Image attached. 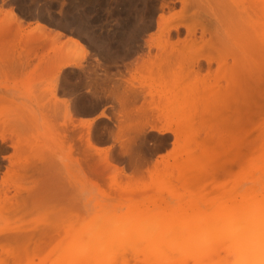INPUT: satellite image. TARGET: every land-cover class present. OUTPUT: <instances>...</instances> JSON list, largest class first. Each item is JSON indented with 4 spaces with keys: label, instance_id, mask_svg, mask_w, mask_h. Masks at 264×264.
<instances>
[{
    "label": "rangeland",
    "instance_id": "obj_1",
    "mask_svg": "<svg viewBox=\"0 0 264 264\" xmlns=\"http://www.w3.org/2000/svg\"><path fill=\"white\" fill-rule=\"evenodd\" d=\"M261 167L264 0H0V264H58L73 243L85 262L84 233L130 219L144 239L110 264L224 263L225 240L204 241L216 206L264 194Z\"/></svg>",
    "mask_w": 264,
    "mask_h": 264
},
{
    "label": "bare ground",
    "instance_id": "obj_2",
    "mask_svg": "<svg viewBox=\"0 0 264 264\" xmlns=\"http://www.w3.org/2000/svg\"><path fill=\"white\" fill-rule=\"evenodd\" d=\"M163 18L162 17H159V19H158V21L156 22V30H161V28L163 27ZM166 31V33H167V31L168 30H164L163 29V33ZM162 33V32H161ZM162 33V34H163ZM189 36V35H188ZM161 38H162V36H160ZM161 38H159L160 40V42H162L163 40L161 39ZM162 40V41H161ZM167 40V39H166ZM73 40H71V42H72ZM168 41V40H167ZM167 41H165L164 40V42L162 43V45L160 46V42L158 43L159 45L158 46H160V47H157L156 46V48L158 49V48H160V49H164L163 47H164V44H166V42ZM70 42V41H69ZM70 42V43H71ZM75 43V42H74ZM72 45H73V43H71ZM169 44V43H168ZM81 45H79L78 47H80ZM163 46V47H162ZM167 46V45H166ZM169 46H170V44H169ZM80 49H81V47H80ZM82 50V49H81ZM83 51V50H82ZM85 55H86V53L85 52H83V56H82V59L85 57ZM79 61H77V60H73V61H69V60H67V61H65V62H63V64H62V66L60 67V70L61 69H64V68H67V67H70V66H78L79 65ZM238 79H239V77H238ZM77 106V105H76ZM94 106V105H93ZM93 110H95V107H91L90 108V110H88V111H84L85 113H91V112H93ZM186 135V134H185ZM2 140V139H1ZM213 143V142H212ZM189 148V147H188ZM188 148H185V149H188ZM187 151V150H186ZM193 151V150H192ZM194 151H195V149H194ZM192 152H190V154H191ZM195 153V152H194ZM189 154V153H188ZM190 154H189V156H190ZM197 154V153H196ZM192 155H193V153H192ZM191 155V156H192ZM185 156V155H184ZM190 156V157H191ZM259 157V156H258ZM181 158V157H180ZM188 158H186L185 157V162H187L186 160H187ZM259 159H260V157H259ZM259 159H257V160H259ZM180 160V159H179ZM178 161V160H177ZM176 161V162H177ZM182 161V160H181ZM175 162V160L173 161V163L175 164L176 163ZM183 162V161H182ZM262 163V162H261ZM260 163V164H261ZM177 164V163H176ZM183 164H184V162H183ZM188 164V163H187ZM192 165H194V166H196L197 165V163L195 162V161H193V163H189L188 165H187V167L188 168H190L189 166H191V168H192ZM170 167V166H169ZM169 167H167L166 169H170ZM184 167H185V165L183 166V169H184ZM173 168V167H172ZM205 168H206V166H205ZM262 168V167H261ZM264 168V167H263ZM262 168V169H263ZM186 169V168H185ZM194 169H197V168H192L191 170H189L188 169V172L190 171H192L193 170V172L195 171ZM203 169V168H202ZM172 171V170H171ZM175 171V170H174ZM186 171V170H185ZM208 171H209V169H208ZM259 171V170H258ZM187 172V173H188ZM190 172H189V174H190ZM196 172V171H195ZM199 172V171H198ZM264 172V171H263ZM171 173V172H170ZM165 174L167 175L168 173H167V171L165 172ZM177 174V173H176ZM189 174H187V175H189ZM264 174V173H263ZM171 175V174H170ZM169 175V177H171ZM174 175V174H173ZM256 175V174H255ZM164 177V176H163ZM165 177H167L165 180L166 181H168V175L167 176H165ZM175 176H172V178H174ZM189 177V176H188ZM158 178V177H157ZM192 178H193V175H192ZM191 178V179H192ZM194 178H196V177H194ZM163 179V178H162ZM170 179V178H169ZM245 179V178H244ZM254 179H255V177H254ZM263 179V178H262ZM164 180V179H163ZM165 181V182H166ZM180 182H181V180H180ZM250 182H251V180H250ZM174 183V182H173ZM167 184V183H166ZM168 184H172V182L170 181H168ZM241 184V183H240ZM243 184V183H242ZM257 184V183H256ZM251 185V184H250ZM1 186H4V183H1L0 184V187ZM174 186V185H173ZM245 187V186H244ZM237 188V187H236ZM235 188V189H236ZM248 188V187H247ZM246 188V189H247ZM250 188V187H249ZM0 189H2V188H0ZM242 189V188H241ZM4 189H2V191H3ZM238 189H236V191H237ZM244 190V189H243ZM235 191V190H234ZM233 190H232V192L231 193H233L234 192ZM247 191V190H246ZM245 191V193H244V195H242L241 194V201L240 200H237L236 202H234V200L233 199H231V204L230 205H232V208H231V210H230V212L229 213H226L225 214V212H226V206H225V211L223 210L224 209V207H223V205H224V202L223 203H219V204H221V206L218 204L216 207L217 208H219V209H217V210H221L220 208H223L221 211L222 212H224L223 213V215L221 216L220 215V222L219 221H216V222H218L219 224H220V227H219V224L217 225L216 224V226H218V228H220V229H216V231H214V232H216V233H213V231H212V235H210V236H208V238H209V240L207 239V240H204V238L202 239V240H204V241H208V245L210 244L209 243V241H211V240H213L214 238H218V239H221V240H225L224 242H226L225 244H227V245H229V246H227V245H225L226 247H227V249H228V251H227V249H226V255L228 256L227 257V260L225 259L223 262L224 263H218V264H264V194H262L261 196H257L256 194H255V192H250V190H249V192L247 191L246 192ZM1 192V191H0ZM243 193V192H242ZM261 193H262V191H261ZM263 193H264V189H263ZM240 194V193H239ZM234 195V194H233ZM190 196V195H189ZM195 197V196H194ZM208 196H206L205 198H207ZM233 197V196H232ZM234 197H235V195H234ZM187 198H188V196H187ZM205 198H204V200H205ZM217 199H218V197H216ZM193 199V198H192ZM220 199V198H219ZM218 199V200H219ZM181 200H183L182 198H180V201ZM185 200V199H184ZM183 200V201H184ZM203 200V201H204ZM215 200V199H214ZM213 200V201H214ZM233 200V201H232ZM183 201L181 202V203H183ZM222 202V201H221ZM234 202V203H233ZM184 204V203H183ZM209 205V204H208ZM205 206V207H209V206ZM230 205H228L227 206V208L229 209L230 208ZM218 206H220V207H218ZM215 208V207H214ZM184 209V208H183ZM201 209V208H200ZM211 209H212V207H211ZM182 211V210H181ZM213 211V209L211 210V212ZM148 213V212H147ZM221 213V212H220ZM213 215H214V212L212 213ZM222 214V213H221ZM183 215V214H182ZM185 215V214H184ZM168 216V215H167ZM210 216V215H209ZM169 217V216H168ZM168 217H167V219H168ZM179 218H180V216H179ZM207 219L209 218V217H206ZM126 219H128V218H126ZM151 220H154V219H152V217L150 218ZM210 219H212V218H210ZM216 219V218H215ZM122 220H125V219H122ZM131 220V219H130ZM129 220V223L131 222ZM146 220V222H147V219H145ZM149 220V219H148ZM166 220V219H165ZM196 220H197V218H196ZM199 220V219H198ZM197 220V221H198ZM209 220V219H208ZM217 220V219H216ZM157 221V220H156ZM159 221V220H158ZM174 221H176V219L174 218ZM195 220H193V222H194ZM202 221V220H201ZM204 221V220H203ZM142 222H145V221H142ZM142 222H141V227H143V225L144 224H142ZM149 222V221H148ZM152 222H154V221H152ZM160 222V221H159ZM157 223V224H160V223ZM207 222V220L204 222V223H206ZM101 223V222H100ZM99 223V226L97 227L96 226V229H95V227H94V229L96 230H94L93 229V232H92V229L91 230H89L90 232H89V234H83V235H87L86 236V238L85 237H82V235H81V233L79 234L83 239L85 238L86 239V246L85 247H83V250H84V255H85V262L84 261H82V262H79V264H83V262H84V264H108L109 262L108 261H110L109 260V258H111L112 259V257H111V255H113L114 253H115V251H117L118 249H120L121 250V242H123L126 238H127V240H130V239H133V238H136V241L137 242H139L138 240H142L143 241V239L144 238H142L141 236V232L143 233V230H141L140 231V229H143V228H141L140 227V223H136V224H132V223H126V222H124V221H122L120 224H117V226L116 227H110V228H108V225H106L105 227H104V229H101L100 230V224ZM117 223H119V222H117ZM151 223V222H150ZM155 223V222H154ZM164 223V222H163ZM111 224V223H110ZM156 223L154 224V226H156L157 225ZM190 224V223H189ZM194 224H196V223H194ZM145 225H146V223H145ZM151 224H149V226H150ZM161 225V224H160ZM159 225V226H160ZM163 225V224H162ZM193 225V224H192ZM197 225H199V224H197ZM209 225V224H208ZM149 226H146L147 228H149ZM189 227H191V224L190 225H188ZM200 226V225H199ZM214 226V225H213ZM150 227H152V225L150 226ZM161 227V226H160ZM171 227V226H170ZM102 228V227H101ZM211 227L209 226V228L207 227V229H209V230H206V232H211V229H210ZM152 229V228H151ZM156 229V228H155ZM176 229H178V228H176ZM176 229H175V232H176ZM180 229V228H179ZM206 229V228H205ZM215 229V228H214ZM145 230V229H144ZM220 230V231H219ZM95 231V232H94ZM149 231V230H148ZM153 231V230H152ZM157 231H159V229L157 230ZM182 231V230H181ZM193 231V230H192ZM192 231L190 232L191 234H193L192 233ZM196 231H198V230H196ZM201 231V230H200ZM205 232V230H202V233L204 234V232ZM218 231V232H217ZM160 232V231H159ZM205 232V233H206ZM88 233V232H87ZM150 233V232H149ZM162 232H160V234H161ZM174 233V230H173V232H172V234ZM177 233V232H176ZM175 233V234H176ZM183 233V232H182ZM189 233V234H190ZM165 235L167 234V233H164ZM183 234H185V232L183 233ZM208 234V233H207ZM210 234V233H209ZM215 234H216V236H215ZM149 235V234H148ZM151 235V234H150ZM158 235V234H157ZM168 235V234H167ZM214 235V236H213ZM178 236H180V235H178ZM181 236H182V234H181ZM180 236V237H181ZM190 236V235H189ZM141 237V238H140ZM173 237V236H172ZM201 237V236H200ZM199 237V238H200ZM152 238V237H151ZM154 238H155V234H154ZM187 239V237H181V238H179L178 237V240H176V239H173V242H175L176 241V243H177V241L179 242H181V240L183 241V239L186 241V239ZM190 239H191V237H189ZM195 238V237H194ZM197 238V237H196ZM198 238V240L197 239H195L196 240V242H199V240H201V239H199ZM206 238H207V236H206ZM217 238L215 239L216 241H217ZM153 239V238H152ZM156 240V239H155ZM154 240V241H155ZM164 240V239H163ZM188 240V239H187ZM152 241V240H151ZM147 242L148 244L149 243H151V245L153 244L152 242ZM153 241V242H154ZM164 241H167V240H164ZM172 241V240H171ZM191 241H192V239H191ZM85 242H83L82 244H81V246H80V248L83 246V244H85ZM133 242V241H132ZM136 242V243H137ZM195 241H192L191 243H195V244H197ZM202 242V241H201ZM211 242H213V241H211ZM228 242V243H227ZM139 243H141V242H139ZM176 243H175V245H174V248L176 249ZM184 243V242H183ZM189 243H190V241H189ZM221 243H222V241H221ZM220 242H219V244L221 245H219L218 244V246L217 247H215L216 246V244H215V246H210L209 247V249H208V251L211 249V253H212V251H214L215 253L219 250V248H221V247H225V246H223L224 245V243L223 244H221ZM74 244L76 245V243H73V248L72 249H70L69 251L67 250V252H65V251H63V253L62 254H67L68 252V255L66 256V257H64L63 255H61V256H63L62 258H64L65 260H64V262H63V264H77V263H75V262H73L74 261V259H75V257L76 256H73V253L75 254V250H76V248L74 247ZM146 245V246H148L149 247V245ZM160 244H162V242H160ZM160 244H158V245H160ZM179 243H177V245H178ZM204 244V243H203ZM205 244H206V246H207V242H205ZM204 244V245H205ZM212 244V243H211ZM117 245H119L118 247V249L116 248V246ZM128 245V244H127ZM131 245V244H130ZM132 245L134 246V244L132 243ZM131 245V246H132ZM144 245V244H143ZM157 245V244H156ZM156 245H154V246H152V247H154V249L155 248H157V250H159L158 249V247H155ZM170 245H172L171 243H170ZM192 245H194V244H192ZM130 246V247H131ZM136 246V249L139 247V245L137 246V245H135ZM134 246V247H135ZM180 246H182V245H180ZM195 246H197V245H195ZM194 246V247H195ZM199 246H200V244H199ZM198 246V247H199ZM203 245H201V248L199 247H197V251H195V252H197V253H200L199 252V250L201 249V252H204L205 250L207 251V249H203V247H202ZM220 246V247H219ZM70 247V246H69ZM69 247H68V249H69ZM72 247V246H71ZM134 247H133V249H134ZM142 247V246H141ZM141 247H139V248H141ZM144 247H145V245H144ZM219 247V248H218ZM79 248V249H80ZM116 248V250H114ZM128 248V247H127ZM172 248H173V246H172ZM180 247H178V249H179ZM218 248V249H217ZM67 249V248H66ZM65 249V250H66ZM123 249V248H122ZM132 249V248H131ZM181 249V250H180ZM179 249V252L180 251H182V248H180ZM189 249V248H188ZM199 249V250H198ZM215 249L217 250V251H215ZM113 250H114V252H113ZM142 250H144L143 249V247H142V249H141V251ZM156 250V249H155ZM161 250V249H160ZM159 250V251H160ZM225 250V249H224ZM79 251V252H78ZM133 251V250H132ZM138 251V250H137ZM140 251V250H139ZM140 251V252H141ZM204 252V255H202V256H205V254H207V256L209 255V253L208 252ZM65 252V253H64ZM77 254L78 253H80L81 252V250H78L77 249ZM125 252V251H124ZM157 252V251H156ZM176 252H177V250H176ZM184 252H185V250H184ZM184 252H183V254H184ZM194 251H192V250H190L189 252H188V254L190 255V254H192V255H190L191 257H194L193 255H194V253H195ZM223 252V251H222ZM225 252V251H224ZM143 253V252H142ZM172 253V251L170 252V254ZM77 254H75V255H77ZM82 254V253H81ZM82 254V256H84ZM116 254H118L117 252H116ZM116 254H114V256L116 255ZM147 254H149L148 252H147ZM159 255L161 254V252H159L158 253ZM187 253H186V255L189 257V255H188ZM80 255V254H79ZM172 255V254H171ZM198 255V254H197ZM200 255V254H199ZM118 256V255H117ZM201 256V257H202ZM223 256V255H222ZM68 257V258H67ZM152 257V256H151ZM165 257V256H164ZM175 256H173L172 257V260H173V258H174ZM177 257V256H176ZM181 257V256H180ZM183 257V256H182ZM220 257V256H219ZM62 258L61 259H59L60 260V262H58V264L59 263H61L63 260H62ZM77 258H78V255H77ZM171 257H168L166 260L169 262ZM186 258V257H185ZM203 258H205V257H203ZM79 259H80V256H79ZM97 259H100V261H97ZM175 259H177V258H175ZM174 259V260H175ZM194 259L196 260V256L194 257ZM200 258H198L197 260H199ZM202 259V258H201ZM209 259V260H208ZM62 260V261H61ZM76 260V259H75ZM81 260H83V259H81ZM113 260V259H112ZM210 260H212L211 259V257L209 256V258L207 257L206 258V260H203V261H210ZM115 261V260H114ZM149 261V260H148ZM150 261H153V260H150ZM76 262H78V261H76ZM167 262V263H168ZM170 262H172V261H170ZM190 262V261H189ZM193 262H195L194 264H196V262H198V261H193ZM218 262V261H217ZM150 263V262H149ZM148 263V264H149ZM211 263V262H210ZM110 264V263H109ZM170 264V263H169ZM175 264V263H174ZM208 264V263H207ZM214 264V263H213Z\"/></svg>",
    "mask_w": 264,
    "mask_h": 264
},
{
    "label": "crops",
    "instance_id": "obj_3",
    "mask_svg": "<svg viewBox=\"0 0 264 264\" xmlns=\"http://www.w3.org/2000/svg\"><path fill=\"white\" fill-rule=\"evenodd\" d=\"M61 33V32H60ZM63 34V33H62ZM69 38H68V36H65L64 38H62L61 40H60V42L61 43H65V42H67V40H68ZM88 59V58H87Z\"/></svg>",
    "mask_w": 264,
    "mask_h": 264
}]
</instances>
